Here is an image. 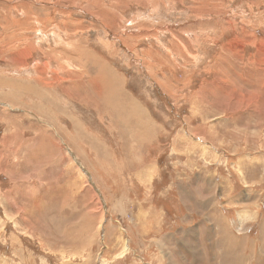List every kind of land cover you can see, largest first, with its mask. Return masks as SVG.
<instances>
[{
	"label": "rangeland",
	"instance_id": "374dc122",
	"mask_svg": "<svg viewBox=\"0 0 264 264\" xmlns=\"http://www.w3.org/2000/svg\"><path fill=\"white\" fill-rule=\"evenodd\" d=\"M0 264H264V0H0Z\"/></svg>",
	"mask_w": 264,
	"mask_h": 264
},
{
	"label": "bare ground",
	"instance_id": "6f19581e",
	"mask_svg": "<svg viewBox=\"0 0 264 264\" xmlns=\"http://www.w3.org/2000/svg\"><path fill=\"white\" fill-rule=\"evenodd\" d=\"M102 62V61H101ZM112 72V71H111ZM115 77H114V80H112L113 82H114V84H113V88H112V90L114 91V93L115 94H122V88H120L119 87V85H120V83H119V81L118 82H116L117 84H115ZM112 94V93H111ZM106 98H107V96H106ZM111 101V100H110ZM139 121V120H138ZM142 123V122H141ZM136 124V123H135ZM147 126H148V128H151L152 127V125L150 124V123H147ZM150 131V129H147L146 130V132H149ZM40 179V178H39Z\"/></svg>",
	"mask_w": 264,
	"mask_h": 264
}]
</instances>
